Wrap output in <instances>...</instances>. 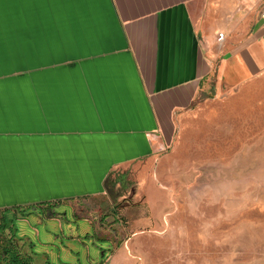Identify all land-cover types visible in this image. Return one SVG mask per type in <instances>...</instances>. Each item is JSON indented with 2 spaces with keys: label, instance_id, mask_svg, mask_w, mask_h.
Here are the masks:
<instances>
[{
  "label": "crops",
  "instance_id": "crops-1",
  "mask_svg": "<svg viewBox=\"0 0 264 264\" xmlns=\"http://www.w3.org/2000/svg\"><path fill=\"white\" fill-rule=\"evenodd\" d=\"M263 9L0 0V262L133 264L111 229L168 226L175 134L264 74Z\"/></svg>",
  "mask_w": 264,
  "mask_h": 264
},
{
  "label": "rangeland",
  "instance_id": "rangeland-1",
  "mask_svg": "<svg viewBox=\"0 0 264 264\" xmlns=\"http://www.w3.org/2000/svg\"><path fill=\"white\" fill-rule=\"evenodd\" d=\"M203 103L173 141L180 204L168 226L129 236L120 216L111 229L133 264H264V74L227 101Z\"/></svg>",
  "mask_w": 264,
  "mask_h": 264
},
{
  "label": "trees",
  "instance_id": "trees-1",
  "mask_svg": "<svg viewBox=\"0 0 264 264\" xmlns=\"http://www.w3.org/2000/svg\"><path fill=\"white\" fill-rule=\"evenodd\" d=\"M0 264H22L21 257L13 252L8 255L7 259H3Z\"/></svg>",
  "mask_w": 264,
  "mask_h": 264
},
{
  "label": "built area",
  "instance_id": "built-area-1",
  "mask_svg": "<svg viewBox=\"0 0 264 264\" xmlns=\"http://www.w3.org/2000/svg\"><path fill=\"white\" fill-rule=\"evenodd\" d=\"M260 17L261 18H264V9L260 12ZM223 39V35H222V33H218L217 35H216V40L217 41H221Z\"/></svg>",
  "mask_w": 264,
  "mask_h": 264
},
{
  "label": "flooded vegetation",
  "instance_id": "flooded-vegetation-1",
  "mask_svg": "<svg viewBox=\"0 0 264 264\" xmlns=\"http://www.w3.org/2000/svg\"><path fill=\"white\" fill-rule=\"evenodd\" d=\"M110 251V249H108V251H106V250H103V253H102V257L105 259L106 258V256H107V254H108V252Z\"/></svg>",
  "mask_w": 264,
  "mask_h": 264
}]
</instances>
